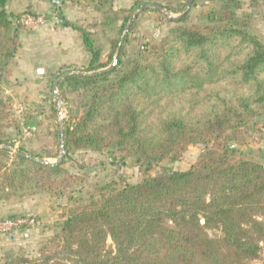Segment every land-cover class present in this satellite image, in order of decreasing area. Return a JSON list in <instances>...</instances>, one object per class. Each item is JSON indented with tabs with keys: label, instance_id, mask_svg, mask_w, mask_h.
<instances>
[{
	"label": "trees",
	"instance_id": "obj_1",
	"mask_svg": "<svg viewBox=\"0 0 264 264\" xmlns=\"http://www.w3.org/2000/svg\"><path fill=\"white\" fill-rule=\"evenodd\" d=\"M86 1L100 10L114 2ZM220 1L221 10L210 16L213 25L172 31L121 74L122 47L115 69L105 72L119 41L113 43L110 63H102L90 34L59 13L61 26L80 32L92 57L85 70L62 74L70 73L58 84L61 90L70 84L90 93L82 114L65 123V148L116 150L138 157L149 173L165 160L179 161L192 145H213L187 171L165 170L76 208L38 258L19 256L8 264H251L260 259L264 166L235 161L231 143L244 144L245 132L264 110V45L237 19L240 0ZM8 5L9 0H0V76L15 63L18 49ZM185 11L179 22L186 20ZM130 18L127 13L126 23ZM9 151L0 127V153ZM63 165L19 150L0 177L1 198L73 188L79 177ZM109 239L114 250L107 249Z\"/></svg>",
	"mask_w": 264,
	"mask_h": 264
},
{
	"label": "rangeland",
	"instance_id": "obj_2",
	"mask_svg": "<svg viewBox=\"0 0 264 264\" xmlns=\"http://www.w3.org/2000/svg\"><path fill=\"white\" fill-rule=\"evenodd\" d=\"M188 1L114 0L112 5L100 10L95 3L86 0H48L47 11H37L34 4L35 6H27L17 14L11 13L8 5V12L14 15L13 28L18 31V49H16L15 63L0 76V99L4 103L0 110V127L10 146L9 152L0 153V177L6 169L11 168L17 152L23 150L27 155L38 156L48 163L63 162V167L69 173L77 175L79 181L68 190L54 193H39L32 190L9 199H2L5 193L0 190V201L39 196L43 199L44 208L42 213L27 212L0 216V219L29 217L36 220L33 226L19 232L23 234V237L25 233L31 232L32 243L26 245L30 248L20 247L19 252L11 257L7 264L19 256L38 258L41 247L57 234L62 223L76 208L89 205L93 201H100L104 196L128 185H136L147 176H155L165 170L187 171L196 164L204 150L213 145H192L179 161L165 160L149 173L138 162V157H128L125 153L116 150L65 148L63 151L62 133L65 123L68 125L74 123L75 119L82 114L90 93L76 90L70 84H66L62 90L58 86L54 89V84L56 81L63 80L61 75L68 71L85 70L92 57L89 53V61L85 65L63 66L52 72L43 71L39 75L40 89L32 96L24 95V91L17 92L26 84L19 86L17 83L7 82L6 73L9 68L17 66V55L23 52L20 49L28 46L35 31L41 26H28L20 23V20L25 16H41L45 23L42 26L51 24L64 28L59 20V13H61L66 20L77 24L90 34L95 47L101 50L100 62L110 63L111 54L114 52L113 43L118 41L120 43L131 19L126 23V14L129 13L131 17L135 15L125 37L126 41L124 40L122 45V64L118 67V73L121 74L130 68L131 63L140 53L159 48L172 31L178 28L199 29L213 25L210 16L218 13L223 5L220 0H195L185 11L188 14L186 20L179 22L178 19L184 15L180 11L187 9ZM150 5H159L165 10L161 11ZM143 6L145 9H140ZM236 15L240 22H246L250 35L257 37L264 45V0H240V8L236 10ZM75 32L82 39L81 33ZM243 139L244 144L231 143L236 151L234 160H252L264 166V110L249 126ZM107 249L114 250L111 239L107 242ZM260 255V259L251 264H264V247Z\"/></svg>",
	"mask_w": 264,
	"mask_h": 264
},
{
	"label": "crops",
	"instance_id": "obj_3",
	"mask_svg": "<svg viewBox=\"0 0 264 264\" xmlns=\"http://www.w3.org/2000/svg\"><path fill=\"white\" fill-rule=\"evenodd\" d=\"M31 5H34L37 11H47L48 0H9V11L17 14ZM20 50L23 52H19L17 55V66L8 69L5 79L7 82L17 83L19 86L26 84L25 87H20L17 92L24 91L23 94L27 96L34 95L40 89L38 81L39 75L43 71L52 72L63 66L85 65L90 57L83 40L75 31L71 28H61L51 24L37 28L28 46ZM15 73L16 75H13ZM42 202L43 199L39 196L0 201V216L19 215L27 212L42 213L44 212ZM31 243V232L25 233L24 237L20 233L14 236H0V264H7V261L19 252L20 247L30 248L26 245Z\"/></svg>",
	"mask_w": 264,
	"mask_h": 264
},
{
	"label": "built area",
	"instance_id": "obj_4",
	"mask_svg": "<svg viewBox=\"0 0 264 264\" xmlns=\"http://www.w3.org/2000/svg\"><path fill=\"white\" fill-rule=\"evenodd\" d=\"M44 19L39 16H25L20 20V23L32 27L44 25ZM36 223L35 219L29 217H16L8 219H0V236H14L21 232L26 227L33 226Z\"/></svg>",
	"mask_w": 264,
	"mask_h": 264
},
{
	"label": "water",
	"instance_id": "obj_5",
	"mask_svg": "<svg viewBox=\"0 0 264 264\" xmlns=\"http://www.w3.org/2000/svg\"><path fill=\"white\" fill-rule=\"evenodd\" d=\"M194 1H195V0H190V2L188 3V6H187L186 11L190 8V6L193 4ZM150 7H152V8H157L158 10H161V11H164V10H165L164 7L159 6V5H150ZM140 9H142V10L145 9V6L141 7ZM134 17H135V15H133V16L131 17L130 22H129V24H128V26H127V29H126V33H125L124 37L121 39V41H120V44H119V48H118V52H117V55H116V59H115V61L113 62V64H112L109 68H107V69L105 70V72L113 71V70L115 69V67L117 66L118 57H119V54H120V51H121V47H122V45H123V42H124L125 37H126V35H127V32L129 31V29H130V27H131V25H132V23H133ZM69 74H70V73H69ZM69 74H68V75H69ZM68 75L65 74L64 76H62L61 79H64V78L67 77ZM58 84H59V81H56L55 84H54V89H57ZM62 137H63V133H62ZM232 147H233V145H232ZM64 149H65V144L63 143V145H62V150L64 151ZM63 153H64V152H63ZM202 223L204 224L205 221L202 220Z\"/></svg>",
	"mask_w": 264,
	"mask_h": 264
}]
</instances>
